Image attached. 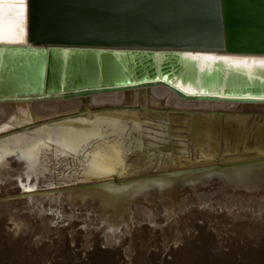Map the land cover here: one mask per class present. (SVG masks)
<instances>
[{
    "label": "water",
    "instance_id": "95a60500",
    "mask_svg": "<svg viewBox=\"0 0 264 264\" xmlns=\"http://www.w3.org/2000/svg\"><path fill=\"white\" fill-rule=\"evenodd\" d=\"M23 3L22 32L12 26L13 19L7 15L0 26V99L25 101L44 93L46 97L53 94L72 99L115 90L127 91L126 102L120 106L94 108L84 100L79 112L69 118L54 122H49L50 118L40 119L48 127L64 122L75 127L99 125V131L88 138L90 143L76 157L77 173L89 161L98 163V159H102L104 152H100V147L95 149L97 143L117 147L120 165L115 167L114 173L86 186L88 189L101 188L107 182L116 185L117 194L114 196L111 192L106 197L113 201L121 184L126 185L128 196L138 193L136 199L128 198L127 201H143L145 210L164 206L177 210L184 203L182 209L171 214L175 219L198 203L195 210L205 211L212 220L186 230L181 237L169 242L165 246L169 253L185 249L190 237L194 242L207 237L221 243L229 235L242 240L264 235V154L254 153L260 143L250 146L257 138L258 121L253 129L250 125L245 135L244 142L249 143L246 149L252 152L249 156H234L235 162H230L231 157L222 160V155L218 158L213 155L210 164L194 166L172 167V162L171 167H164L165 172L144 178L140 177V172L136 174L140 179H123L135 160L132 152L162 150L172 158L175 152L183 151V160H188L195 152L190 143L193 145L196 138L185 143L171 140L170 134L182 131L189 137L190 131L186 129L189 130L187 123L190 122L193 127L196 123L201 124L203 129L209 118L216 120L217 117L220 128L225 122V113L189 112L141 104V97L152 100L147 85L160 78L172 86L177 81L175 88L171 85L170 88L190 101L218 100L222 96L233 99L264 97V77L252 76L223 54L264 55V0H23ZM4 7L7 13L8 5ZM133 88L138 89L137 92ZM185 88H189L188 91ZM244 109L264 113L262 106ZM27 116L30 117V112ZM184 121L185 127L179 126ZM10 123L8 120L7 124ZM116 123H120L119 128H114ZM231 129L234 137L239 128L232 126ZM161 139L164 145L152 142ZM132 140L136 142L132 143ZM48 142L47 139L41 147L45 154L51 148L53 150ZM177 143H185L186 147L174 148L172 145ZM236 145L237 142L235 148ZM19 152L20 149L11 150L13 156ZM152 153L150 151L149 155ZM59 155L63 159L72 157L64 152ZM41 168L45 169L44 166ZM178 168L183 169L173 170ZM45 174L38 178H45ZM35 176L2 177L0 185L17 182L19 178L35 183ZM37 196H48V193L30 191L19 195L23 198ZM8 199L3 197L0 202ZM214 201H219L221 207L210 205ZM206 203L209 206L203 205ZM233 209L238 212L229 213ZM132 213L131 209L122 215V219L133 217ZM120 230V225L115 226L110 232L111 237L114 239L121 234ZM134 255L136 252L127 259L131 260Z\"/></svg>",
    "mask_w": 264,
    "mask_h": 264
},
{
    "label": "bare ground",
    "instance_id": "6f19581e",
    "mask_svg": "<svg viewBox=\"0 0 264 264\" xmlns=\"http://www.w3.org/2000/svg\"><path fill=\"white\" fill-rule=\"evenodd\" d=\"M223 54L226 55L230 59V62H232L235 66L241 65L242 67H244L245 70H247L252 76H260L261 78L264 77V55ZM223 54L215 53V55L218 56ZM176 83L177 81L174 83V85H176ZM170 85V83H168L164 79L162 80V78L156 80L151 85H147L146 89L152 97V100L141 97L140 103H145L147 105H160L164 109L187 110L189 112H210L213 114L225 113V122L223 123L222 128H220V121L217 119V117L216 120H212L209 118V120H207L205 129H203V126L199 123H196L193 127L192 123L190 122L189 125L187 123V127L189 128V130L185 128L186 131H190L189 137H186L184 135L186 133L182 131H175L174 134H170L171 140L182 141L185 143L188 141V139H191L192 142L196 138V142L193 145L192 143H190L191 149L194 146L193 149H195V152H192L188 160H183V158L185 157V152L183 151L175 152L174 154H172V158H170L169 155L162 150L157 151L154 149H147L144 152H138L137 154V151L132 152V154H134L132 156L135 157V160L130 164V168H128L129 170H127V177L123 178L124 180H135L140 179V177L144 178L153 173L165 172L163 170L164 167H171L172 162H174L172 167L186 165L194 166L202 163L210 164V162L213 161V159H210V157H212L213 155L216 158L222 155V160H226L227 157H231V159H229L230 162H235L236 159L232 158L234 156H249L252 154V152H250L251 150L246 149L249 143L244 142V139L246 133L248 132V129L250 128V125H252L251 129H253L257 121L258 126L255 132L257 134V138L250 144V146H257V144L260 143L259 147L255 149L254 153L259 155L264 154V113H252L247 112L244 109L245 107L249 106L255 108L259 106L264 107V97L256 99H249L250 97H240L233 99L222 96L218 100L203 101L200 99H196L190 101L181 98L170 88ZM174 85H171V87L175 88ZM188 89L189 88H185V90L187 91ZM132 90L137 92L138 89L133 88ZM126 92V90H115L109 93H97L96 95L92 96H81L80 98L77 97L72 99L55 97L53 94L46 97L45 93L41 95H33L25 101L12 98L0 99V140H3L0 143V160H2L3 158V161H0V178L18 177L17 173H15L14 171H17L18 166L23 165L24 163L33 161L35 163L41 162L45 164V167L50 168L53 167V165L54 167H57L59 161L64 160L59 155L60 152L72 155V157H68L65 159V166L63 167V169L57 170L54 168V170H50V172L46 174L44 172L41 173L39 170L35 169V171L37 172H33L31 175L26 174L27 176L37 175L35 176V183L31 182V184L28 181L24 182L22 178H19L17 182H4L3 185H0V199H2L3 197H8V200L3 201L7 203L6 205H10L11 207L19 206L21 202H28L29 200H31L30 198L19 197V195L22 193L30 191L34 193L45 191L48 193V196H37V198L35 199L32 198L30 203H35L37 206L35 212L32 211V216L30 215L31 217L29 219L27 218L28 215L26 216V214L31 212V210H28V212L25 213L24 217L26 216L28 220L21 219L20 217L18 218L19 212L16 213L17 217H15L16 215H14V210L16 208L13 209V215H8V217L5 218V222L3 224V227H5L6 229L5 233L12 235L15 233V231L13 230L10 231L12 226L17 227V229L20 226L25 227L26 223H30L31 220L36 219L38 223L36 224L35 229L30 231L31 233L28 234L32 235V238H34L39 243H41L42 237L45 236H54L55 238L60 239L61 237L64 238V235H67V240L64 244V246L66 247L63 250L66 253L71 246L79 245L81 247H84L90 245V233L96 230H98L99 234L101 235L99 244L101 243L102 245H105L107 247L106 250H101L100 253L95 254L96 256L103 257L101 254H107L105 256L115 257L117 253L122 252L123 256L127 259L126 256H132V254L136 252V249L133 248L134 246L131 247L129 242L126 244L123 241L124 236H127L126 238H129V235L131 233V231H127L129 234H124V232H122L124 229H131L128 225L126 226L125 221H123L122 223L124 224H122L119 223L120 221L117 222L116 220H109L107 222H103V224L99 225L98 228L96 227L97 222L95 220H97L96 217L99 215V213L96 214L95 210L99 211L100 209H102V211H107V209L109 210L110 207L113 206L110 204V207L109 205H106V202L110 203V201L107 200L106 197H109L111 192H113L114 196L117 194V192H115L116 185H112L111 183L107 182L102 184L101 188L98 189H88L86 187L96 184L100 177L108 176L109 174L114 173V171L116 170L115 167L120 165V155L117 150H115L117 147H115L114 145L113 147H108L105 146V143H97L95 149L100 147V152H104V154H102V159H98V163L93 160L89 161L88 164H85V166H83L80 173H76V176L72 175L71 173L64 174V168L66 167V165H76V167L79 166L77 160L78 158L76 157L78 153L82 151V148L90 143L87 142L88 138L94 137L99 131V127H97L99 125L88 127L86 126V124H81V126L75 127L74 124L64 122L61 124H53L51 125V127H48L45 126V122L40 120L50 118L51 120L49 122H54L61 118H69L72 114H76L79 112L81 104L84 100H87L89 102V105L94 108L120 106L121 104L126 102ZM240 106H242V110H239ZM28 112H30V117L27 116ZM8 120L11 121V125L7 124ZM119 124L116 123V125H114V128H119ZM185 124L186 123L184 121L181 122L179 126L185 127ZM232 126H236V129L239 128V132L236 133L234 137L231 129ZM241 133L244 134L243 137ZM47 139L49 140L48 144L50 143V145H52L53 150L51 148L50 152L48 154H45V152H42L43 148L41 147L44 143H47ZM232 139L233 144L231 145ZM135 142L136 141L132 140V143ZM152 142L159 145L165 144L163 139H161L160 141L157 140ZM236 142L237 145L235 148ZM185 143H177L173 144L172 146L174 148H176L177 146L184 147L186 145ZM18 149H20V152L16 156H13L11 154V150L17 151ZM44 151L48 150L45 149ZM150 151H153L151 155H149ZM234 151H236L237 154H233ZM37 154H39L40 156H38ZM8 155H10L11 157L9 158ZM73 156H75V158ZM11 159L16 160L17 164L15 166L13 165V163H9ZM99 160L102 161L100 162ZM169 163L170 165L167 166V164ZM154 169H156L155 172ZM181 169L183 168L173 170L178 171ZM137 173H140L141 176L138 177L136 175ZM42 174L46 175L45 178H38V175ZM56 174H63V176L60 175V177L57 176L58 178H56L54 177L56 176ZM54 178L56 181L54 180ZM58 180L63 182L62 185L66 183L70 184L73 181L80 183V185H68L64 188L58 184ZM39 181H41L42 183L39 184ZM117 186L118 188L120 187V185ZM121 187L122 188L118 192L117 196V199H119L120 201L123 199L122 197L128 193V186L121 184ZM132 194L131 195L133 196V199H136L138 193L134 192ZM131 195H127V197H130ZM161 196L162 198L165 197V195ZM161 196L159 197L161 198ZM11 197L13 199H11ZM128 202L129 201H127V199H123L122 205L129 204ZM0 203H2V201ZM130 203L136 204V202ZM137 203H141L142 207L145 206V202L143 201L137 200ZM118 204L119 202H115L114 206L112 207L114 213L119 209L121 211L124 210V207H121ZM131 204L129 205L131 206ZM197 204L195 203L194 205H191L189 211L185 213L186 217L182 215V217H179L177 219L173 218V216L170 215L171 212H169V207L167 206H164L165 208L160 211L161 214H158L159 209L150 208L149 211L151 215L153 214V216H155L154 230L152 229V232H154V234L158 233L160 235L159 237H157L156 241L158 242L160 237L161 239H163L162 237H164V239L171 237V240H175L178 237H181V233L186 232V228H189L187 227V222L188 218L190 219L191 216L200 217V220L202 219L209 223L212 219L209 218L205 211L202 212L195 210ZM25 205L26 204H24V206ZM29 205L30 204L28 203V207ZM89 205L91 206L89 210L78 212L79 209L84 210L83 207ZM203 205H205V207L209 206V204L207 203ZM210 205L215 207L220 206L219 201H214ZM183 206L184 203L179 205L178 209L179 207L182 209ZM23 209L27 210L25 209V207L22 208V211ZM233 210L236 211L234 212ZM233 210H230L229 213L235 214L238 212L237 209ZM163 211L165 212V214L168 213L167 215L169 217H166V215L164 216ZM7 214L8 213H6L5 215ZM163 219L165 220L163 221ZM205 221L203 222L205 223ZM172 222L176 223V225H171ZM49 224L52 226H59L58 231L51 232V227H49V229L47 227ZM117 225H120L121 227V234L116 235V237L113 239L110 232H112L114 230V227ZM83 227H85L84 230ZM137 228L138 237L142 239L139 243V249H142L148 242L146 243V239H143L145 238L144 233L140 232L142 230V227L137 226ZM47 230H50V232H48ZM177 233L179 234L177 235ZM18 234L26 235L24 234V232H18ZM109 247H111L112 249ZM94 248H97V246H91L90 250L93 252Z\"/></svg>",
    "mask_w": 264,
    "mask_h": 264
},
{
    "label": "rangeland",
    "instance_id": "374dc122",
    "mask_svg": "<svg viewBox=\"0 0 264 264\" xmlns=\"http://www.w3.org/2000/svg\"><path fill=\"white\" fill-rule=\"evenodd\" d=\"M8 156L9 158L11 157L10 155ZM65 161H66L65 159L61 160L59 161L57 167H54L53 165V167L50 168L45 167V164L41 162L35 163L32 161V162L24 163L23 165H19L18 170L17 171L13 170V171L17 173V176H27L28 174L31 175L33 172H37L35 171V169L39 170L40 172L42 170V172L44 173L47 171L48 173L50 172V170H54V168L57 170L63 169V167L65 166L64 164ZM9 163L11 164L13 163L14 166L17 164L15 159L14 160L11 159ZM43 166L45 167V169L41 168ZM77 171L78 170L76 169V165L75 166L66 165V167L64 168V174L71 173L72 175L76 176ZM60 175L63 176V174H56V176L54 177L58 178L57 176L60 177ZM41 181H39V184L42 183ZM62 183H63L62 181H59L58 184L62 186ZM73 185H80V183H75ZM127 194H125L122 197L124 200L125 199L128 200V198L130 200L131 198H133L132 196L133 194L130 197H127ZM30 199L32 200V198ZM31 200H29L28 202H21L19 206L16 207L13 206L14 208L11 207L10 205H6L7 203H5L4 201L0 203V214H1L0 215V264H264V235H257V236L254 235L252 237L248 236L245 237L244 240H242V238H239L236 235H229L227 236V239H225L221 243L210 240L207 237H200L196 239V241L194 242L193 237H190L189 242L185 246L186 247L185 249H180V251H176V252L171 251L169 253L168 251H166L165 246H167L169 242L173 241L171 240V237L165 238L166 240L164 239V237H162L163 239H161L160 237L157 242L156 241L157 237H159L160 235L158 233L154 234V232H152V229L154 230L155 216H153V214L151 215L149 210H145L146 207L145 206L142 207L141 203L131 204L130 203L131 201H129L128 203L131 204V206L129 204L122 205V200L120 201L117 198H115V200L113 201H110V205L114 206L115 202H119L118 205L124 207V210L121 211L119 209L114 213L112 210L113 206L110 207V205H109L110 209L109 210L107 209V211H102V209H100L99 211L95 210L96 214L99 213V215L96 217L97 220H95L97 222L96 227L98 228L99 225L103 224V222H107L109 220H114V221L116 220L118 222L119 219L123 218L122 215L129 213V210L132 209L133 217L131 218L127 217L126 220L122 219L123 221L126 222V226L128 225L129 228H131L128 230L124 229L122 231L124 232V234H129L127 231H131L129 235L130 237L126 238L127 236H124L123 241L126 244L129 242L130 246L131 247L134 246L133 248L136 249V255H134L131 260L126 259L123 256L122 252L117 253L115 257L105 256L107 255L105 253H104L105 255L101 254L103 257L96 256L95 254L100 253L101 250L107 249V247H104L101 243L99 244L101 235L99 234L98 230L90 233V240H89L90 245L84 247H81L79 245L71 246V247L68 246L69 249L67 253L63 251L64 248L66 247L64 246V244L66 243L67 235H64V238L61 237L60 239H57L54 236L52 237L45 236L42 237V241L41 243H39L34 238H32V235L28 234L31 233L30 231L35 229V226L38 223L36 219L31 220L30 223H26L25 227L20 226L17 229V227L12 226L10 231L13 230L15 231L16 234L14 233L10 235L8 233H5L6 229L5 227H3V224L5 222V218H7L8 215H13V209L16 208L14 210L15 212L14 215H16V213L18 212L20 213V214L18 213V218L20 217L21 219L28 220L32 216V211L35 212L37 205L35 203H30ZM28 203L30 204L29 207H28ZM24 204L26 205L24 206ZM23 207H25V209L27 210L23 209L22 211ZM90 207H91L90 205L85 206L83 207L84 210L79 209L78 212L89 210ZM164 208L165 207L159 208L158 210L159 213L158 211L157 213L161 214L160 211L163 210ZM179 209L181 208L179 207ZM179 209L173 210L168 208L171 214L173 212L175 213ZM28 210H31V212L27 213ZM6 213L8 214L5 215ZM25 213H27L26 216L28 215L27 216L28 219L26 218V216L24 217ZM167 214L168 213L165 214V212L163 213V215L164 216L166 215V217L168 216ZM183 216L186 217V214H183ZM15 217H17V215ZM164 220L165 219H163V221ZM203 221L205 220L202 219L200 220V217L191 216L190 219L188 218V222H187V227L189 228L186 229L192 230L194 228L200 227L201 226L200 224L202 225H205L206 223L208 224L207 221H205V223ZM137 226L142 227V230L140 232L144 233L145 238L143 239L144 240L146 239V243L148 242L146 246H144L142 249H139L140 248L139 243L141 242L142 239L138 237ZM47 227L48 229L49 227H51L50 229L52 232V231H58L59 226H54V225L52 226L49 224ZM84 229L85 227H83V230ZM47 231L50 232V230ZM18 232H24V234L26 235H20L18 234ZM94 245H96L97 248H94L92 252L90 250V247ZM97 257L100 258V260ZM126 257L130 258V256H126Z\"/></svg>",
    "mask_w": 264,
    "mask_h": 264
},
{
    "label": "snow or ice",
    "instance_id": "6c2138e0",
    "mask_svg": "<svg viewBox=\"0 0 264 264\" xmlns=\"http://www.w3.org/2000/svg\"><path fill=\"white\" fill-rule=\"evenodd\" d=\"M5 4L8 5V10L6 13ZM24 3L23 0H0V26H2L5 16L11 17L13 19V25L20 32L23 30L24 21ZM15 9V12H13Z\"/></svg>",
    "mask_w": 264,
    "mask_h": 264
}]
</instances>
